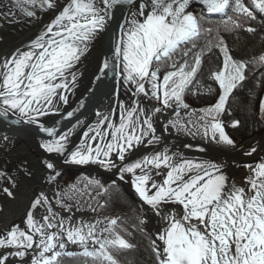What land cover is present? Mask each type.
I'll return each mask as SVG.
<instances>
[{
    "label": "snow or ice",
    "instance_id": "1",
    "mask_svg": "<svg viewBox=\"0 0 264 264\" xmlns=\"http://www.w3.org/2000/svg\"><path fill=\"white\" fill-rule=\"evenodd\" d=\"M193 2L0 3V20L35 29L26 41L0 56V117L12 115L13 125L35 126L48 137L40 147L66 157L65 163L97 164L117 175L130 184L141 202V214L132 225L121 217L90 222L81 218L74 223L81 203L92 213L108 206L115 181L106 187L99 179H89L83 188L73 185L51 194L39 190L26 205L20 222L0 229V264H63L65 257H80L84 264H120L118 254L134 247L125 236L131 235L130 229L143 231L142 226L149 222L148 213L164 225L151 240L156 264H264V158L245 165L246 187L229 185L221 165L189 159L166 146L129 161L133 152L165 143L163 136L157 135L158 124L163 132L174 128L189 135L201 134L231 149L237 147L222 116L249 73L264 72V52L248 59L234 58L221 33H255L252 22L258 16L264 24V0H195L201 6L199 12L189 10ZM125 7L129 12L120 23L116 12ZM44 16L49 17L47 23ZM114 21L119 36L111 57L101 61L92 82L95 87L78 103L87 106L110 67L117 72V83L129 102L117 100L108 113H95L94 124L77 118L60 132L58 120L51 124L45 121L53 116L65 118L64 106L69 104L70 94L76 95L83 76L79 71L82 58L101 36L112 31ZM214 50L223 54L221 62L208 72V80L218 88L217 99L200 109L197 116V110L184 97L193 85L197 93L202 87L197 77L203 71L205 54ZM257 86L264 87V75ZM119 94L117 87L115 95ZM259 111L264 118V98L260 99ZM74 116V111L66 112L67 118ZM240 123L233 120L231 127ZM77 130L83 138L73 144ZM0 141L7 143L8 137H0ZM257 143L258 147L249 143L244 155L252 158L264 151V143ZM42 167L45 184H54L61 175L56 165L45 160ZM32 176L26 161H21L14 172H0V197L15 200L22 181ZM101 197L108 199L99 203ZM170 206L172 211L163 215ZM69 245L76 250H69Z\"/></svg>",
    "mask_w": 264,
    "mask_h": 264
},
{
    "label": "trees",
    "instance_id": "2",
    "mask_svg": "<svg viewBox=\"0 0 264 264\" xmlns=\"http://www.w3.org/2000/svg\"><path fill=\"white\" fill-rule=\"evenodd\" d=\"M246 3L249 0H245ZM201 7L195 6L191 11L199 12ZM207 26V25H206ZM252 26L257 29L255 33L246 31H238L232 34L221 33L231 52V55L237 59H248L252 56L264 52V24L260 22L259 16L257 20L252 22ZM201 45L203 41L200 42ZM223 54L219 50H214L211 54H205L202 68L203 71L197 77L202 87L193 85L191 91L185 95V101L192 109L199 110L213 105L217 99L218 88L211 84L208 80L209 69H214L222 60ZM163 74V68H162ZM261 75L264 72H250L248 80L235 91V95L230 98L228 111L223 114L222 120L229 136L239 146L247 139L255 135L261 136L264 132V118L259 111L260 99L264 98V87L257 86ZM211 86V90L209 87ZM230 113V114H229ZM233 120H239L240 126L231 127ZM89 179H94L84 172L68 171L58 180L57 190L67 189L70 186L83 188ZM106 187L113 181H101ZM116 183V187L110 190V199L101 197L99 203H104L108 199V206L102 210L98 209L96 213L87 210V206L81 203V211L99 217H121L126 220L127 225H132L135 217L141 214L140 202H138L127 189ZM93 206H96L93 204ZM143 227V226H142ZM131 235L125 238L134 245L133 249L126 250L118 254L120 264H156L155 255L151 250V240L153 237L149 235L145 228L143 231L139 229H130ZM63 264H84V260L80 257H65Z\"/></svg>",
    "mask_w": 264,
    "mask_h": 264
},
{
    "label": "bare ground",
    "instance_id": "3",
    "mask_svg": "<svg viewBox=\"0 0 264 264\" xmlns=\"http://www.w3.org/2000/svg\"><path fill=\"white\" fill-rule=\"evenodd\" d=\"M3 0H0V3H2ZM61 3H63V0H60ZM195 2V0H194ZM197 3V2H196ZM129 12V8L125 9L124 12V17L128 14ZM49 21V17L48 16H44L43 17V22L47 23ZM7 24H16L17 23H8L5 22ZM123 23V20L122 22ZM22 25L16 26V27H11L10 29H7V31H4L5 33H0V56H2L4 54V52L11 46L13 45H18L20 42L22 41H26L31 35L32 32L35 31V29H25L22 26V29H17V27H21ZM2 32V31H1ZM107 34V32H106ZM106 34H104L103 36H101L96 42H95V46L93 45V53H94V61H90L89 63H85V65H82L83 67H81V71L83 73V76L80 78L79 80V90L77 91L76 95H69V104L64 106V111L68 108H70L73 105V102L76 98H78L80 95H82L86 89V87L89 85V81L91 80V77L93 75V73H95L96 69L100 66V62L101 59L103 58V54H105L106 51V46H105V41H106ZM11 36L14 37L13 41L8 40V38H10ZM118 36H119V30H118ZM116 72V71H115ZM117 74V72H116ZM119 80V76L117 74V82ZM116 92V89H115ZM116 96V95H115ZM116 98L110 100L109 102H106L102 105L101 109H99L98 111L101 113H108L112 107L115 105V100ZM141 100H143V97H141ZM181 115L183 116V111L181 113ZM197 115V114H196ZM198 116V115H197ZM53 117H50L49 119L51 120ZM58 117V116H57ZM55 117V118H57ZM10 119H15L14 116L10 115L9 116ZM54 118V119H55ZM49 119L47 121H49ZM165 119V117H161V120L163 121ZM97 120V116H95L93 118V122L92 124H94ZM182 124L185 122L184 120L180 121ZM86 130V129H85ZM193 131H195V129H193ZM6 134V135H5ZM164 139H176V137H181L183 138L185 141H195L198 142V144H200V146L203 147V145L208 146L209 148L207 149L205 146L203 148H200L199 146H195V145H191L194 148H196V151H193L192 153L194 154H198L199 152L202 153V157H204L205 160L220 164L222 166H229L231 167V171L234 173V178L235 180L242 181V184H245V177L247 174V168L245 169H234L235 167H237V165L241 164L242 160H240V157H248L246 155H244V152H247L249 149L247 148V145L249 143L253 144L254 146L258 147V143H264V140H262L261 138L258 137H253L250 139H247L246 141H244L239 147H236V149H231L229 147H225L223 145H218L216 143H214L213 141H211L208 138H205L203 135L201 134H195V135H189L188 133L184 132V131H177L174 128H169V130L167 132H164ZM3 136H7L8 137V141L7 143H4L2 141H0V172L2 167L6 164H11V166L13 167L12 169L14 170L15 167L21 162V161H26L28 166H32V180L30 181V183H28L27 187H25L23 193L21 194V197H19L20 199V204H8L7 206H2V211H0V226L1 227H5L12 223L15 222V218L20 215L22 212H24V207H25V199H29V197L31 196V194L35 193L36 191L39 190H44L46 193L51 194V188L48 185H42V182L44 179L43 177L45 176V172L44 169L42 167L41 162H43V160L41 159V161L38 160L33 156V152L31 150V148L29 146H27V144L23 141H21L20 139L14 137H10L7 135L6 132L0 131V137ZM181 144V143H179ZM188 145H190L189 143H187ZM243 148V152L241 151V149ZM200 149H203V151H201ZM220 151H224L225 154H221ZM134 153V152H133ZM132 153V154H133ZM137 155V154H136ZM36 156V155H35ZM142 157V156H140ZM193 157V156H191ZM196 157V156H195ZM255 162H257L259 159L264 158V151H258L254 156ZM244 158V159H246ZM65 159L66 157H61V163H65ZM45 161V160H44ZM54 163L57 167V170L61 173V175L64 172V165H62L61 163ZM66 164H75L72 162H67ZM87 165H92V170H89V172L91 174L94 175L95 178H101L103 177V173H110L114 176V178L118 179V176L111 173V172H105L99 165L97 164H87ZM86 166V165H85ZM104 178V177H103ZM42 180V181H40ZM120 181V180H119ZM237 181H233V183H238ZM122 182V181H121ZM126 185H128V187L131 189V191L134 193V190L131 188L130 184L128 182H123ZM232 184V183H231ZM42 185V187H41ZM246 187V185H244ZM134 195L136 196V194L134 193ZM13 201V200H12ZM27 202V201H26ZM5 209V210H4ZM4 210V211H3ZM170 212V210L165 209L164 212L162 213L163 215H167ZM3 213H5L4 215H2ZM64 216H67L68 214L63 213ZM83 219L85 222H90L93 221L95 219H97L98 217L95 216H90L87 213L84 215H79L78 212L75 213V218H74V223L76 221H79L80 219ZM157 217L154 216V220ZM158 224V225H157ZM146 226L150 229L156 228L155 231L153 232L154 234L161 231L163 228V224L159 221V219L157 218V222L153 224L152 220L150 223H147ZM69 249H75L74 246L69 245ZM76 250V249H75Z\"/></svg>",
    "mask_w": 264,
    "mask_h": 264
},
{
    "label": "rangeland",
    "instance_id": "4",
    "mask_svg": "<svg viewBox=\"0 0 264 264\" xmlns=\"http://www.w3.org/2000/svg\"><path fill=\"white\" fill-rule=\"evenodd\" d=\"M127 8V7H126ZM193 9V7H191L189 10L191 11ZM19 25H21V24H19ZM16 26H18V24L16 25V24H14V25H10V24H7V23H5L3 20H0V33H5L4 31H7V29H10L11 27H16ZM7 28V29H6ZM22 29V26L21 27H17V29ZM2 31V32H1ZM106 34V33H105ZM107 37H108V32H107V34H106V41H105V46H106V42H107ZM0 39H2V38H0ZM13 39H14V37L13 36H11L10 38H8V40H11V41H13ZM94 46H95V43L93 44ZM93 45L90 47V49H89V51L86 53V55L82 58V63H81V65H80V67H79V71H81L82 69H81V67H83L82 65H85V63H89L90 61H94V53H93ZM103 56H104V54H103ZM99 68V67H98ZM98 68L96 69V71H95V73H93V75H92V77H91V80L89 81V85L86 87V89H85V91H84V93L83 94H85L87 91H88V89H90L91 88V86H92V82H93V80H94V77L98 74ZM79 85H80V83H79ZM117 87H119V91H120V94H119V97H117V96H115V100H116V102H115V105L112 107V109L116 106V104H117V100H120V101H125L126 103H128L129 102V96H127L126 94H125V90H124V88L122 87V86H120V85H118V83H117V78H116V82H115V88L117 89ZM82 94V95H83ZM82 95H80L78 98H76L75 100H74V102L73 103H75L79 98H82ZM109 102V101H108ZM73 106V105H72ZM71 106V107H72ZM70 107V108H71ZM70 108H68V109H70ZM67 109V110H68ZM66 111V110H65ZM64 111V112H65ZM117 112H118V110H117ZM55 117H57V116H55ZM54 117V118H55ZM54 118H52L51 120L49 119V121H52V120H54ZM48 122V121H47ZM45 123H46V121H45ZM1 131V130H0ZM264 134V133H263ZM6 135V134H5ZM8 136H10V134H7ZM157 135H162V136H164L165 134H164V132H163V130H162V127H161V125L160 124H158L157 125ZM10 137H14V136H10ZM16 138H18V137H16ZM83 138V137H82ZM259 138H261V137H259ZM18 139H20V138H18ZM21 141H22V139H20ZM164 144L163 145H160L159 147H154V148H149V147H143V148H141L139 151H136V152H134L130 157H129V161L131 162V161H134V160H136V159H138V158H140V156H143V155H146V154H148V153H150V152H153V151H157V150H161L163 147H168L169 149H170V151L171 152H179V153H182L185 157H187V158H189V159H194V160H205L204 159V157H202L203 155H202V153L201 152H199L198 154H194V153H192L193 151H196L195 149L196 148H194L193 146H191V145H188V144H179L180 143V140L179 139H169V138H167V139H164ZM26 143V142H25ZM23 144H24V141H23ZM25 145V144H24ZM186 145H188L189 147H185ZM26 146V145H25ZM27 146H28V144H27ZM137 154V155H136ZM37 160H38V162H39V160L41 161V157L40 156H35V155H33ZM191 156H193V157H191ZM196 156V157H195ZM53 163H55V162H53ZM251 163H254V162H251ZM41 164H42V162H41ZM247 164H250L249 162H246V163H241V164H239V165H237V167H235L234 169H245L246 167H245V165H247ZM220 165V164H219ZM222 166V165H221ZM13 167L11 166V164L9 163V164H6V165H4L3 167H2V169H1V171H4V170H12L13 172H14V170L12 169ZM30 169L32 170L33 168H32V166H30ZM231 169V167H229V166H227V165H225V166H222V171H223V173L226 175V177H227V180H228V183H229V185H231V183L233 184V181H237V180H235V178H234V173L230 170ZM87 174H89L92 178H94V179H99L100 181H104V179L105 178H103V177H101V178H95L94 177V175L93 174H91L90 172H87V170L85 171ZM84 172V173H85ZM65 175V174H64ZM62 178V176L60 175L59 176V178H58V180L59 179H61ZM33 178H31V179H28V180H23L22 181V183H21V185H20V187H19V189L16 191V199L15 200H13L12 201V199H10V198H7V197H0V210L2 209V206H7L8 204L10 205H12V204H18V205H21L20 204V198L19 197H21V194L23 193V191H24V189H25V187H27V185H28V183H30V181L32 180ZM58 180L54 183V184H51L49 187L51 188V193L52 192H59L58 190H57V184H58ZM40 181H42V180H40ZM60 181V180H59ZM238 183H236L235 185L237 186V187H245L244 185L245 184H242V181L241 180H239V181H237ZM40 183H42V185L44 186H46L47 184H45V182H44V180L42 181V182H40ZM42 185H41V187H42ZM45 186H44V188H45ZM37 192V191H36ZM35 192V193H36ZM33 193L31 194V196L29 197V199H25V207H26V205L28 204V202H29V200L33 197ZM137 197V196H136ZM27 201V202H26ZM141 203V202H140ZM24 207V208H25ZM167 210H170V211H172V207L170 206L169 208H166ZM5 210V209H4ZM3 210V211H4ZM25 210V209H24ZM168 213V212H167ZM5 213H3L2 215H4ZM22 214H23V212L20 214V215H18L16 218H15V222L16 223H19L20 222V219H21V216H22ZM67 214V213H66ZM78 214L79 215H84V214H86L85 212L83 213V212H78ZM88 214V213H87ZM88 215H90V214H88ZM148 215V220H149V222L148 223H150L151 222V220H152V222H153V224L154 223H156L157 222V218L154 220V215H152L151 213H148L147 214ZM90 216H92V215H90ZM1 217V216H0ZM96 217V216H95ZM97 217H99V216H97ZM103 218V217H102ZM158 225V224H157ZM144 228H145V230H146V232L149 234V235H152L153 237H154V231H155V229L156 228H153V229H150V228H148L146 225L145 226H143ZM5 227H1L0 226V229H4ZM159 243V242H158ZM69 250H71V251H75V249H69Z\"/></svg>",
    "mask_w": 264,
    "mask_h": 264
},
{
    "label": "water",
    "instance_id": "5",
    "mask_svg": "<svg viewBox=\"0 0 264 264\" xmlns=\"http://www.w3.org/2000/svg\"><path fill=\"white\" fill-rule=\"evenodd\" d=\"M193 5H198V6H200V4L199 3H196V2H193V4H192V6ZM122 15V14H121ZM120 19H121V16H120ZM121 21V20H120ZM117 28L115 27V30H116ZM114 85H115V79H114V81H113V79H112V84L110 85V87H109V90L107 91L108 93H106V94H103V95H101V96H99L96 100H95V102H94V104H93V106H92V108H91V113H90V115H89V119L88 120H86V122H88V123H90V124H92V122H93V118L96 116L95 115V113L99 110V109H101V107H102V105L104 104V103H106V102H108V101H110V100H112V99H114L115 98V88H114ZM65 130H67V128L65 129ZM64 130V131H65ZM81 137H82V135L81 134H77V136H75L74 138H72V143L73 144H76V143H78L79 142V140L81 139ZM262 137H264V134H263V136ZM177 139H179L180 140V142H182V143H185V144H187V143H189L190 145H195V146H199L200 148H203L205 145H203V147L202 146H200V144H198V142H195V141H185L183 138H181V137H176ZM40 141H39V145L35 142V141H32V140H30L29 141V145H30V148H31V150L33 151V154L34 155H37V156H40L41 158H42V160L44 161V160H48V161H50V162H55V163H59L60 161H61V157L62 156H58L57 154V156H52V155H50L49 153H46V152H44V151H42V150H44L43 148H41L40 147ZM207 149L209 148L208 146H205ZM220 153L221 154H225V152L224 151H220ZM244 158H246V157H240V160H242L241 162L242 163H246V162H249V163H251V162H255V159H254V157H252V158H249V157H247L246 159H244ZM61 163V162H60ZM62 165H64V167H63V169H64V171H82V170H84V171H88V170H92L93 168H92V165H78V164H66V163H61ZM103 176H105L107 179H110V180H114V181H117V182H119L121 185H123L127 190H128V192L131 194V195H133L137 200H139L135 195H134V193L131 191V189L128 187V185H126L125 183H123V182H121V181H119V180H117L116 178H114V176L112 175V174H110V173H103Z\"/></svg>",
    "mask_w": 264,
    "mask_h": 264
}]
</instances>
